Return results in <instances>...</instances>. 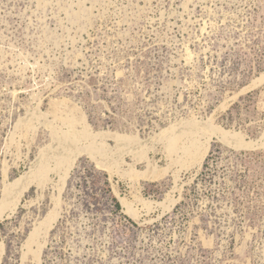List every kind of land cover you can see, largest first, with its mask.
Masks as SVG:
<instances>
[{"label":"rangeland","instance_id":"rangeland-1","mask_svg":"<svg viewBox=\"0 0 264 264\" xmlns=\"http://www.w3.org/2000/svg\"><path fill=\"white\" fill-rule=\"evenodd\" d=\"M263 140L264 0H0V264H264Z\"/></svg>","mask_w":264,"mask_h":264},{"label":"bare ground","instance_id":"bare-ground-1","mask_svg":"<svg viewBox=\"0 0 264 264\" xmlns=\"http://www.w3.org/2000/svg\"><path fill=\"white\" fill-rule=\"evenodd\" d=\"M260 83V82H259ZM34 110V109H33ZM42 116V115H41ZM188 121V120H187ZM205 122V121H204ZM211 123V122H210ZM40 124V123H39ZM177 125V124H176ZM48 126V125H47ZM182 128H183V133L182 134H178V133H170L169 136H168V140H170V145L171 147H175L177 144H179V138H181V135L182 136H186V137H189V139L191 140L190 144L189 145H186V146H183L181 147V149L183 150V153L184 155H188V156H191L192 154H194L195 150L198 148V141H197V137L196 135H198L199 133L201 132H204L205 129H210V132H214L215 134H217L218 136V139L219 140H222V141H225V142H228L229 143V140H231V138H236L237 135L235 134H231L229 131L227 132L226 130H219L220 131H216V127H206L204 128L203 126L201 127V125L195 121H190V122H186V123H183L181 124ZM212 126V125H211ZM56 127V126H55ZM174 127V126H173ZM18 128V127H17ZM179 129V128H178ZM177 129V130H178ZM171 130V129H170ZM51 131V130H50ZM56 131V130H55ZM64 131V130H63ZM165 131V130H164ZM169 131V130H168ZM167 131V132H168ZM60 132V131H59ZM62 132V131H61ZM166 132V131H165ZM53 135V137L55 139H58V141H60V146L57 148L58 150H60L58 153L55 154V157H52L50 156V161L53 159L55 160V168L54 170L51 169V166L49 165V162L48 163H45V161L42 163L39 171H38V175L37 177L39 178H44L46 177L51 171H58V170H61V167L63 165H66L67 166V169H66V175L67 177H69L70 175V170L73 168V166L75 165V162L77 160V157L83 153V152H88L87 154H99L98 156L100 157V155H103V156H106L107 155V152L105 150V144L103 145H95L96 148L92 149V146L95 142V140L99 139L101 142L102 140L100 138L101 135H99V133L97 135H94V134H91L90 132H88L87 130H83V136H87L89 139H91L93 141V144L91 145V147H81V136H79L78 134L74 133L73 129L72 128H69L68 131H64L62 134L60 133H56V132H52L51 133ZM96 134V133H95ZM206 134V133H205ZM111 135V134H110ZM117 135V134H116ZM100 137V138H98ZM107 137V136H106ZM128 137V136H127ZM83 138V137H82ZM117 138L119 140H131V139H125V137H121V136H117ZM116 138V139H117ZM167 138V136H166ZM206 138V137H205ZM204 138V139H205ZM240 138V137H239ZM104 139V138H103ZM86 140V139H85ZM106 140V139H104ZM114 140V139H113ZM117 141V140H116ZM147 141V140H146ZM264 141V140H263ZM57 142V141H56ZM84 142V141H83ZM144 142V141H143ZM224 142V143H225ZM232 142V141H231ZM241 142V141H240ZM123 143V142H122ZM138 143V141H137ZM136 143V145H137ZM52 144V143H51ZM121 144V142L119 143ZM118 144V145H119ZM139 144H140V140H139ZM232 144V143H231ZM239 144V143H238ZM83 145V144H82ZM85 145V144H84ZM117 145V146H118ZM49 146V145H48ZM130 146V144H129ZM141 146V145H140ZM210 146V145H209ZM238 146V145H236ZM243 148H246V149H250V150H256L257 148L260 149V147H263L264 146V142L262 141H251V142H241V145H239ZM94 147V146H93ZM142 147V146H141ZM147 147V146H146ZM144 146V148H146ZM230 147V146H229ZM43 149V148H42ZM129 149V147H128ZM142 150V149H141ZM140 150V152H141ZM207 150V149H206ZM44 151V150H43ZM47 151V150H46ZM119 151V150H118ZM133 151V150H132ZM49 152V151H48ZM123 152V150L121 151ZM129 152V151H128ZM137 152V151H136ZM43 153V152H41ZM109 153V152H108ZM117 153V152H116ZM119 153V152H118ZM127 153V152H126ZM145 153V151H144ZM204 153V152H203ZM125 154V153H124ZM142 155V154H141ZM41 156V155H40ZM46 156V155H44ZM147 156V155H146ZM90 157H92L90 155ZM137 157V156H135ZM46 158V157H45ZM48 158V157H47ZM46 158V159H47ZM101 158V157H100ZM140 159L142 158L139 157ZM49 159V158H48ZM96 160V158H93ZM114 159V157H113ZM143 159V158H142ZM145 159V158H144ZM202 159V158H201ZM37 160V159H36ZM98 160V158H97ZM105 160V159H104ZM42 161V160H41ZM40 161V162H41ZM117 161V160H115ZM205 161V160H204ZM118 164V163H117ZM201 164V163H200ZM100 165V163H99ZM103 165V163L101 164ZM110 166V165H109ZM112 166V165H111ZM105 167V166H104ZM117 167V166H116ZM75 168V167H74ZM73 168V169H74ZM118 168V167H117ZM114 170V169H113ZM34 171V170H33ZM112 171V170H111ZM70 172V173H69ZM165 172V171H164ZM148 173V172H147ZM153 173V172H152ZM156 173V172H155ZM167 172H165L166 174ZM145 176V174H143ZM148 175V174H147ZM31 177V175H25V176H21L20 178H17L10 186H7L5 188V191H4V197H3V200L0 202V222L1 220L3 219L4 215L6 214L7 211H14L16 210V208L19 206L20 202L22 201V196L25 192V189H27L28 187V184H29V178ZM152 177V176H151ZM67 180V179H66ZM41 181V180H40ZM44 181V180H43ZM30 186V185H29ZM5 187V186H4ZM176 187V186H175ZM174 187V188H175ZM173 188V189H174ZM177 190V189H176ZM119 193V192H117ZM10 197V198H9ZM169 198V197H168ZM2 199V197H1ZM12 199V200H11ZM174 200V199H173ZM122 203L126 204L125 203V200H121ZM146 201H144L145 203ZM147 203V202H146ZM160 203V202H159ZM123 204V205H124ZM152 204V203H151ZM147 205V204H144V206ZM169 205V204H168ZM172 205V204H171ZM174 205V203H173ZM157 206V205H156ZM125 207V205H124ZM134 208V207H133ZM151 208V206H150ZM156 208V207H155ZM173 209V208H172ZM129 212V211H128ZM134 212V211H133ZM137 212V211H136ZM56 213V212H55ZM136 214V213H135ZM140 214V213H139ZM133 215V214H132ZM149 215V214H148ZM135 216V215H134ZM52 222V220H51ZM35 235V234H33Z\"/></svg>","mask_w":264,"mask_h":264},{"label":"trees","instance_id":"trees-1","mask_svg":"<svg viewBox=\"0 0 264 264\" xmlns=\"http://www.w3.org/2000/svg\"><path fill=\"white\" fill-rule=\"evenodd\" d=\"M115 201H116V208H117V210L119 211V210H121V206H120V204H119V202L116 200V199H114Z\"/></svg>","mask_w":264,"mask_h":264}]
</instances>
